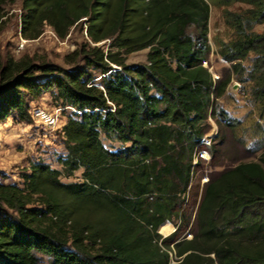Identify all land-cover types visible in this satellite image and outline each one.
Returning a JSON list of instances; mask_svg holds the SVG:
<instances>
[{
	"label": "trees",
	"instance_id": "16d2710c",
	"mask_svg": "<svg viewBox=\"0 0 264 264\" xmlns=\"http://www.w3.org/2000/svg\"><path fill=\"white\" fill-rule=\"evenodd\" d=\"M15 1L0 0V19ZM212 1L249 5L225 10L234 37L220 46L230 66L217 78L204 65L207 0H20L22 38L49 26L63 39L81 23L88 41L64 55L71 69L0 58V123L29 121L45 93L73 110L60 129V169L31 162L20 183L0 171V264H39L40 255L52 264H171L172 252V264H264V140L256 159H245L241 142L239 157L210 171L194 209V157L215 156L235 129L218 99L250 54L246 80L264 113V27L255 30L264 0ZM106 39L104 50L97 43ZM146 48V63H126ZM210 118L220 135L206 145ZM104 138L122 145L110 149ZM79 168L82 181L61 180ZM165 222L174 230L162 237Z\"/></svg>",
	"mask_w": 264,
	"mask_h": 264
},
{
	"label": "rangeland",
	"instance_id": "374dc122",
	"mask_svg": "<svg viewBox=\"0 0 264 264\" xmlns=\"http://www.w3.org/2000/svg\"><path fill=\"white\" fill-rule=\"evenodd\" d=\"M207 1L210 5L208 40L211 45V54L209 63L205 62L204 65L208 67L213 77L217 78L224 69L230 66L219 55L220 46L234 37V31L224 16L225 10L238 12L249 8V5L243 3L225 5L221 2L220 4H215L212 0ZM20 14V0L5 6L4 16L0 19V58L4 59L7 55L16 59L28 57L34 63L48 62L66 69L73 68L74 65L65 63L63 57L88 41L85 28L82 27L83 24L79 23L71 27L67 36L63 39L54 35L49 26H45L38 38L27 40L22 38L20 34ZM263 27L264 23L256 26L255 30L262 31ZM21 38L25 40L22 47H20ZM109 43L110 40L106 39L97 43V45L107 50ZM147 51L148 49L146 48L126 55V63H146ZM253 58L254 55L250 54L247 59L241 60V71L239 74L231 73V81L224 95L218 99L219 107L236 124L235 129L232 132V130L227 128L226 144L215 153V156L212 157L213 161L206 149L199 150L194 157L193 164L198 163L194 170L191 186L195 195L193 201L196 205L194 209L198 204L202 186L207 181L209 172L212 170L219 171L222 165L229 164L234 154L239 157L241 155L239 150L242 149L241 142L245 144L244 149L248 148L251 150L246 152L245 159H256V156L260 153L258 148L264 140V113L261 115V109L258 108L259 103L252 95L253 82L246 80L248 77L246 72L249 71ZM76 65L83 66V62L79 61ZM93 74L96 76L94 79L98 81L100 73L93 71ZM237 77H242L245 81L239 82L236 80ZM32 103L47 107L49 111H54L55 109V114L59 106L53 103L50 93L43 94L39 99L32 101ZM72 111L70 107H64L60 118L58 117L56 121V127L63 126L67 120L66 117ZM209 121L212 129L204 138V144L206 145H211L212 142H215L216 134L220 135L219 125L215 122V119L210 118ZM218 141L219 139H217ZM103 142L108 148L114 150L122 145L118 141H111L105 138ZM63 153H65L64 137L60 129H43L32 118L29 121H16L9 117L0 123V171L5 177L3 178L5 182L20 183L21 172L27 171L30 163L34 161H41L53 168L60 169L61 165L57 159ZM223 154L227 155L228 158L222 159ZM218 163H221V165H218ZM81 173L82 168H79L69 177L62 176L61 180L64 182H80L82 181ZM200 176L201 178L198 181ZM197 184L198 187L196 189ZM173 230L174 226L170 222H165L159 227L158 233L165 237ZM187 231L188 228L183 232V235L186 234V237L190 238L191 235ZM170 258L172 261L176 259L173 252L170 253ZM171 260L170 263L172 264ZM39 264L52 263L47 256L40 255Z\"/></svg>",
	"mask_w": 264,
	"mask_h": 264
},
{
	"label": "built area",
	"instance_id": "2783aa9c",
	"mask_svg": "<svg viewBox=\"0 0 264 264\" xmlns=\"http://www.w3.org/2000/svg\"><path fill=\"white\" fill-rule=\"evenodd\" d=\"M21 41L22 43L20 47L23 46V42H25V40L21 38ZM57 108H58L57 113L55 114L54 113L55 109L54 111H49L47 107L34 104L30 107L28 112L31 118L35 122H37V125H39V127L43 129H61L62 126L56 127V121L58 117L60 118L62 108L61 107H57Z\"/></svg>",
	"mask_w": 264,
	"mask_h": 264
}]
</instances>
